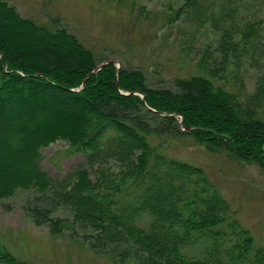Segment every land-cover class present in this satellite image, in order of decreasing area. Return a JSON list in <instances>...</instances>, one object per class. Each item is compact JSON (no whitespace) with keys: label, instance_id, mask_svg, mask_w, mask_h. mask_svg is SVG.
<instances>
[{"label":"trees","instance_id":"trees-1","mask_svg":"<svg viewBox=\"0 0 264 264\" xmlns=\"http://www.w3.org/2000/svg\"><path fill=\"white\" fill-rule=\"evenodd\" d=\"M101 1L114 9L128 4L138 18L152 13L141 0ZM162 16L181 43H197V73L175 78V88L154 86L131 65L97 70L112 58L57 19L45 25L0 0V17L12 24L0 23V101L18 91L52 101L45 125L23 127L6 141L31 166L27 174L0 166V205L32 190L37 225L78 235L119 262L264 264V246L206 168L167 153L177 138L191 137L264 172V0H173ZM58 141L84 161L55 178L40 157ZM4 247L0 236L1 264H31Z\"/></svg>","mask_w":264,"mask_h":264},{"label":"rangeland","instance_id":"rangeland-1","mask_svg":"<svg viewBox=\"0 0 264 264\" xmlns=\"http://www.w3.org/2000/svg\"><path fill=\"white\" fill-rule=\"evenodd\" d=\"M6 1L22 17L49 26L55 25L57 19L87 47L116 59L119 64L144 70L154 86L175 88V78L197 73V43L193 46L181 43L182 35L177 27L167 24L162 16L163 9L173 0H141L152 12L149 18H138L137 9L133 12L128 4L121 9L115 6L116 10L101 0ZM2 22L12 25L0 17ZM30 38L42 39L35 34ZM251 77L245 81L249 90L253 88ZM19 93L0 101V166L23 167L27 174L30 156L9 150L6 141L23 127L45 125L47 105L52 101L46 97L34 100ZM67 150L68 145L63 141L43 148L41 167L58 178L84 161L82 153L69 155ZM167 153L206 168L241 223L264 246V172L257 165L231 161L225 155L209 152L191 137L177 138ZM34 194L32 190L19 189L0 205V236L5 251L8 249L18 260L31 264H134L94 252L80 236L74 238L69 231L57 234L48 225H37L28 206Z\"/></svg>","mask_w":264,"mask_h":264},{"label":"water","instance_id":"water-1","mask_svg":"<svg viewBox=\"0 0 264 264\" xmlns=\"http://www.w3.org/2000/svg\"><path fill=\"white\" fill-rule=\"evenodd\" d=\"M111 62H116V61H114V60L106 61V62L102 63L101 65H99V67L97 68V70L101 69L105 64H108V63H111ZM141 94H142V97L144 99L145 98V95L143 93H141ZM152 110L155 111L154 109H152Z\"/></svg>","mask_w":264,"mask_h":264}]
</instances>
